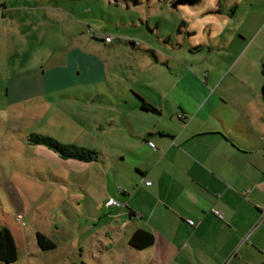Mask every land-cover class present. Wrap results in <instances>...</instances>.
<instances>
[{"label":"crops","instance_id":"crops-1","mask_svg":"<svg viewBox=\"0 0 264 264\" xmlns=\"http://www.w3.org/2000/svg\"><path fill=\"white\" fill-rule=\"evenodd\" d=\"M0 9L13 20L29 17L27 6L5 1ZM216 14L217 26L190 42L204 53L195 64L157 54L143 23L133 21L102 27L62 20L60 43L38 22L37 55L26 48L25 20L15 35H0L8 107L46 119L100 155L90 163L67 160L83 175L76 180L94 228L80 234L76 264H264V0L226 2ZM90 28L112 42L89 39ZM141 101L154 111L142 110ZM111 199L120 205L108 207ZM11 212L0 227L9 228L19 251L25 211ZM137 231L152 236L150 246H130ZM38 233L56 243L36 233L37 248L50 252L39 247Z\"/></svg>","mask_w":264,"mask_h":264},{"label":"rangeland","instance_id":"rangeland-1","mask_svg":"<svg viewBox=\"0 0 264 264\" xmlns=\"http://www.w3.org/2000/svg\"><path fill=\"white\" fill-rule=\"evenodd\" d=\"M5 1L9 6H27L30 11L27 12L28 18H25V12L13 20L9 17L11 13L6 18L0 9V35H15L19 20H25V25H28L26 48L34 50L35 55L41 52L36 42L40 32L36 26L38 22H47L43 33L47 32L48 39L56 38L60 43L64 34L59 28L62 20L81 19L92 26L90 21L98 22L102 27L133 21L143 23L140 29L146 35L149 47L154 48L157 54L183 56L195 64L204 53L191 50L190 42H198L200 37L212 31L213 25L217 26L219 6L238 0H217L214 8L209 0H200L194 6L175 7V0H0ZM123 31L128 35L136 29L125 28ZM85 34L92 38L86 30ZM31 40H34L32 46L29 44ZM136 42L145 44L140 39ZM50 113L52 117L57 115L53 109ZM27 115L23 108L11 110L8 107L5 82L0 79V220L13 208L25 211V218L19 222L25 231L24 241L19 243L18 260L12 264H76V243L85 238L80 234L94 230L84 193L76 180L83 175L73 162L53 159L38 151L37 146L27 145L25 137L33 134L61 144L94 149L65 136L58 126L46 119L42 121ZM89 190L93 191L92 185ZM37 232L46 233L56 243L57 249L50 252L39 250ZM77 259L80 260L79 257Z\"/></svg>","mask_w":264,"mask_h":264},{"label":"trees","instance_id":"trees-1","mask_svg":"<svg viewBox=\"0 0 264 264\" xmlns=\"http://www.w3.org/2000/svg\"><path fill=\"white\" fill-rule=\"evenodd\" d=\"M200 0H175L173 2V6L177 5H189L194 6L197 5ZM141 109L145 111H154V109L141 101ZM29 142L34 145H43L53 150L58 156L62 159L69 160H78L81 162H95L99 160L100 155L94 150H90L88 148H84L78 145H67L61 144L54 139H50L48 137H42L38 135H30ZM139 239L142 242H138ZM37 241L39 247L43 251H51L56 248V245L49 240L46 236L41 233L37 234ZM152 243V236L144 231H137L129 241L130 246L136 249H143ZM18 260V251L15 244V240L12 236L11 231L6 226L0 227V264H12Z\"/></svg>","mask_w":264,"mask_h":264},{"label":"built area","instance_id":"built-area-1","mask_svg":"<svg viewBox=\"0 0 264 264\" xmlns=\"http://www.w3.org/2000/svg\"><path fill=\"white\" fill-rule=\"evenodd\" d=\"M88 33H89V35L92 37V38H94V39H103L106 43H111L112 42V38L111 37H104L101 33H99V32H97L95 29H93V28H90L89 30H88ZM139 43H135V45H138ZM147 144H148V146L150 147V148H152V149H156V147H155V145L152 143V142H150V141H148L147 142ZM145 185H150V182L149 181H146L145 182ZM120 205V203H118L116 200H114V199H111L108 203H107V206L108 207H112V206H119ZM213 214L215 215V216H217L218 218H221V214L218 212V211H213ZM189 223V225H191V226H193L194 224H193V222L192 221H189L188 222ZM258 223H264V205L262 206V207H260L259 208V220H258Z\"/></svg>","mask_w":264,"mask_h":264},{"label":"clouds","instance_id":"clouds-1","mask_svg":"<svg viewBox=\"0 0 264 264\" xmlns=\"http://www.w3.org/2000/svg\"><path fill=\"white\" fill-rule=\"evenodd\" d=\"M210 5L214 8L216 6L217 0H209ZM224 24H227V21H224Z\"/></svg>","mask_w":264,"mask_h":264}]
</instances>
